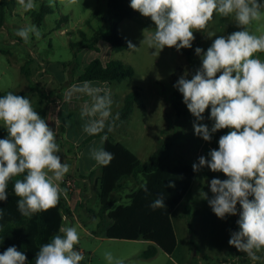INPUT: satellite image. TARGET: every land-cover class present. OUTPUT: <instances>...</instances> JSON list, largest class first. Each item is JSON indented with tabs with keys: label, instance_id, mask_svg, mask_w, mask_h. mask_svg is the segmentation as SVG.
Returning a JSON list of instances; mask_svg holds the SVG:
<instances>
[{
	"label": "rangeland",
	"instance_id": "1",
	"mask_svg": "<svg viewBox=\"0 0 264 264\" xmlns=\"http://www.w3.org/2000/svg\"><path fill=\"white\" fill-rule=\"evenodd\" d=\"M42 2L35 0L38 8L25 12L15 0L14 6L6 12L4 27L0 29V92H25L19 66L28 56L38 53L39 60H34L33 65L27 68L29 74L36 78V83L30 88L36 93L33 108L37 112L40 109L37 102L43 101L41 95L55 92L58 87L52 74H37L48 62L68 65L67 75L74 77L83 74L85 67L95 59L104 64L120 61L131 66L135 74L122 83H113L115 89L128 93L138 90L142 102L135 106L125 126L117 122L112 127L110 145L119 146L126 153L124 157L116 147L110 150L114 159L107 166H99L90 156L92 149L104 148L103 143L97 141L87 145L84 142L90 136L83 131L88 117L82 118L80 112L68 120L67 113L62 112V128L72 139L58 155L63 163L75 160V167L69 176L64 177L74 187L69 191L61 182L69 193L67 199L62 197L55 207L31 216L24 237L28 251L23 253L27 259L36 256L40 248L36 237L38 218L41 217L46 224V242L56 234L63 235L59 232L61 227L77 228L80 241L74 250L84 256L81 264H108L105 252H111L114 260L123 261V264H250L252 260L245 253L228 243L231 233L239 230L236 221L240 205L237 204V215L218 218L208 200L213 196L210 181L220 179V172L213 175L208 167L198 172L192 168L199 157L210 159L209 151L216 149V132L212 133L211 141L203 140L194 132L193 124L197 121L186 105L178 113L171 104L177 89L174 84L180 76L187 74L191 79L201 66V56L195 53V49L199 47L206 51L218 36L241 31L243 27L236 24L233 15L225 17L214 13L205 29H193L195 39L191 48L177 51L175 47L165 46L158 53L143 42L144 37L155 31L156 25L150 17H144L135 10L134 16L120 25V33L136 49L116 52L109 43L102 41L98 52L81 49L75 54L70 43L80 41V37L69 36L68 32L84 30L91 38L95 31L105 26L104 34L110 33L108 0H77L74 5L69 0H51L53 13L38 26L32 14L40 10ZM45 2L49 5L50 0ZM259 2L264 3V0ZM94 13H98L103 22L94 19L91 27L85 26L86 20L92 19ZM64 17L68 21L59 26ZM33 24L41 31V38L32 36L26 44L16 31ZM246 27L256 36L264 35V17ZM64 30L65 33H61ZM187 49H192L189 57L184 52ZM257 57L264 60V53L254 54L253 58ZM99 85L100 82L93 86ZM210 111L211 106L205 110L204 119L198 121L209 129L214 124ZM1 126L3 122H0ZM157 151H162V154ZM158 155L168 157L164 166L154 173L133 177L132 173L138 166L149 164ZM145 183L147 192L142 188ZM170 183L174 187H169ZM161 194L165 197L166 208L151 209L149 205ZM14 197L19 199L8 194L0 209L6 203L4 206L10 210ZM14 205L17 208V200ZM23 217L15 210L10 222ZM1 222L2 219L0 228L3 226ZM158 243L162 244L158 255L150 260L142 259V254Z\"/></svg>",
	"mask_w": 264,
	"mask_h": 264
},
{
	"label": "clouds",
	"instance_id": "2",
	"mask_svg": "<svg viewBox=\"0 0 264 264\" xmlns=\"http://www.w3.org/2000/svg\"><path fill=\"white\" fill-rule=\"evenodd\" d=\"M19 7L27 12L35 10V0H17ZM76 4L77 0H69ZM49 6H53L50 0ZM130 7L144 17H150L156 25L143 42L150 48L162 50L165 46L177 51L191 48L195 39L193 29L203 30L214 13L225 17L233 15L243 30L227 36H218L204 51L197 47L195 53L201 56V66L191 79L187 74L180 76L174 87L183 96V103L196 118L194 132L205 141H211L212 133L230 129L220 136L218 149L209 151L207 159L199 157L192 165L198 172L208 167L213 172H222L225 180L213 178L208 200L213 213L220 219L237 215L238 231L228 241L253 262L260 260L258 253L264 252V60L253 58L264 53V35L256 36L246 27L264 17V3L259 0H130ZM16 35L26 44L32 36L41 38L36 25L18 29ZM129 49L136 46L128 41ZM217 73H220L217 76ZM86 94L92 103L81 110V117H88L83 125L84 133L97 135L104 132L112 118L113 100L102 87H95L90 81L73 84L64 95L70 102L75 94ZM103 93V94H102ZM211 106V129L198 123L204 119L205 110ZM115 119H118V114ZM0 122L7 129V137L0 139V201L8 198L7 185L16 179L13 191L19 198L17 210L31 218L34 214L55 207L61 197L67 199L66 189L61 182L70 172V165L63 163L59 144L54 131L46 119L34 110L27 96L11 91L0 97ZM108 131H112L108 126ZM107 135L102 137V142ZM90 156L98 165L107 166L114 155L103 147L94 148ZM174 187V184H169ZM145 192L147 184L142 185ZM205 198L207 194L204 193ZM251 197V199H250ZM161 194L149 205L153 210L166 208ZM50 242L40 246L35 264H81L82 253L74 250L80 241L76 227H61ZM108 264H123L114 260L111 252H105ZM0 264H27L26 255L16 246L0 253Z\"/></svg>",
	"mask_w": 264,
	"mask_h": 264
},
{
	"label": "trees",
	"instance_id": "3",
	"mask_svg": "<svg viewBox=\"0 0 264 264\" xmlns=\"http://www.w3.org/2000/svg\"><path fill=\"white\" fill-rule=\"evenodd\" d=\"M14 4H15V0H0V29L4 26V20L7 10L12 8ZM51 13H53V9L46 3H42L40 10L38 12L33 13L32 15L34 23L40 26L44 21L45 17ZM134 14H135V10H133L130 7V0H108V16L110 20V33L108 35H105L104 28H101L100 30L95 31L93 36L90 39H88L86 34L82 30H79L80 41L77 43H71L70 46L72 47V49H74L75 54H77V52H79L81 49H92L98 51L97 45L100 41L109 43L110 46L116 52L131 50L128 48V41L130 40L124 37L120 33V25L126 19L132 18ZM97 16H98L97 13L93 14V17H97ZM99 20L102 21V18H99ZM67 21L68 18L64 17L60 21V24ZM85 24L87 26H90V20H87ZM184 52L189 57L191 55L192 49H187ZM134 74L135 71L131 66L126 65L120 61H110L104 64L99 59H95L87 65L84 73L78 78V81L79 82L100 81V82H108V83H122L128 79H131L134 76ZM5 94L6 93H0V97L4 96ZM15 94L26 96L22 92ZM141 102L142 99L140 92L138 90L129 93L125 97L123 106L118 112V119H115V117L110 118L104 132L97 135H90L88 138H86L84 142L88 144L89 142H91L96 138H101L104 135L109 136L111 131H108V126H111L112 128L114 124L117 122L123 123L127 121L131 117L135 106L140 104ZM171 104L174 110L177 111L178 113H180L181 109L185 106V104L183 103V96L178 91V89L174 91V96L171 100ZM39 114L41 115L42 118L46 119V111L41 110ZM228 131L230 130L221 129L215 133L214 147L216 149H218V140L220 136L227 134ZM7 135H8L7 129L0 130V138H6ZM115 147H116V151L118 152L119 150V153H122L123 156L125 157L126 152L119 146L110 145L107 151L110 152V150L115 149ZM157 152L160 155L162 154V151H157ZM160 155L154 157L149 164L138 166L132 173L133 177H137L143 173H148V174L154 173L162 166H164L165 160L168 157L167 156L160 157ZM211 172L213 175L215 174V172L213 171ZM23 175L24 174H21L19 177H14L8 183L7 194L15 195L13 191L14 182L16 179H22ZM219 175L221 180H225L228 178L222 172H220ZM16 200H18L16 197L12 199V207L10 210H8L6 206H4V204L6 203H4L3 207L0 209V215H2V217H0V219H2L1 225H3L0 228V253H3L10 246H16L17 249L21 252L28 251V246L25 243L24 237L26 234V230L29 226L30 218L23 217L20 220H15L13 222H10L11 214L15 213V210H17V208H15L14 205V201ZM61 200L62 197L59 200V202ZM1 205H2V201H0V206ZM45 235H46V224L43 221V219L39 217L38 235L36 237V244L38 247H40L44 242L45 243L50 242L51 239H49L47 242L45 241ZM160 247H162L161 243H158V245L154 244L153 246H150L149 249L142 254V259L145 260L153 259L154 257H156L158 253V248ZM164 248L167 249L165 246ZM35 257L36 256L29 257L27 259V264H35Z\"/></svg>",
	"mask_w": 264,
	"mask_h": 264
},
{
	"label": "crops",
	"instance_id": "4",
	"mask_svg": "<svg viewBox=\"0 0 264 264\" xmlns=\"http://www.w3.org/2000/svg\"><path fill=\"white\" fill-rule=\"evenodd\" d=\"M42 3H46L45 0H43ZM97 15H98V13H97ZM99 18H101V17H99V15L97 17L92 16V19H89L90 20V26H87L86 24H85V26L91 27L93 20L94 19L99 20ZM103 20L104 19L102 18V22H103ZM3 27L1 29H3ZM103 28H105V26H103ZM65 31L66 30L62 31L61 33H65ZM82 31L87 36V33L84 30H82ZM67 34L69 36H73V35L79 36V31L78 32H68ZM88 39H90V38H88ZM100 42H102V41H100ZM13 43H16V40ZM71 43H77V42H71ZM99 43H98V45H99ZM98 45H97V47H98ZM98 51H99V47H98ZM37 54L38 53H36V54L34 53L33 56H31V55L28 56V58L25 59V62L23 64H20V66H19L20 70H21V74L24 77V79H23L24 80V88L26 89L25 92H22V93H24L30 99L32 106H34V103L36 104L35 100H33L34 95H36V93H34L31 90L30 85L33 83H36V78L33 77L31 74H29V72H28L29 70L27 68L33 65L34 60H37V59L39 60V56ZM67 67H68V65H66V64L60 65V64H53L52 62H48L46 64V66L41 71H37V74H42V73L52 74L54 77L53 80H55V82L58 84V87L56 88L55 92L52 91V92H48L47 94H42L41 96L43 98L42 99L43 101H39V102H37V104L40 106L38 113L41 110L46 111V122L49 124V126L54 131H56V142L59 144L60 150L64 147H66L67 142L72 139L70 134L67 131H64L62 128V123H61V119H60L62 112L65 111L67 113V119L70 120L71 117L74 118L76 115H78L81 112L83 106L86 103L89 106H91V103H92L91 97H89L86 94H79V93L75 94L72 97L70 102H65L64 95H65L66 91L70 88V86L73 84H82V82L78 81V78L82 74L74 76V77L68 76L67 75ZM22 69H24V70H22ZM84 71H85V69H84ZM90 82L92 83V85H94V84H99L100 81H90ZM100 83H101V85H99L97 87H102V88L106 89L107 93L111 96V99L113 100L112 117H116L119 110L123 106L125 97L129 93L123 92V91L117 92L113 83H108V82H100ZM0 93H7V92H0ZM17 93H20V92H17ZM127 121L123 122L122 126H125ZM3 129H6V128L1 126L0 130H3ZM0 139H4V138H0ZM109 140H110L109 136H107V139L104 140L103 142H102V137L96 138V139L92 140L91 142H89L87 145L93 144L94 142L98 141V142L103 143L104 148L106 147V150H107L108 147L110 146ZM61 161L63 162L62 159H61ZM66 163L70 165V170L73 167H75V160L70 159ZM99 166H101V165H99ZM87 173H89V171ZM66 175L69 176L68 173ZM85 176H88V174H86ZM259 256L261 257L260 260H257L255 262L251 261L250 264H264V252H261L259 254Z\"/></svg>",
	"mask_w": 264,
	"mask_h": 264
},
{
	"label": "built area",
	"instance_id": "5",
	"mask_svg": "<svg viewBox=\"0 0 264 264\" xmlns=\"http://www.w3.org/2000/svg\"><path fill=\"white\" fill-rule=\"evenodd\" d=\"M62 182L65 183V186L68 188L69 191L73 190L74 185H73V183L71 181H66V179H64ZM61 187L65 189V187L63 185H61ZM66 193H67V196H68L69 193H68L67 190H66Z\"/></svg>",
	"mask_w": 264,
	"mask_h": 264
}]
</instances>
